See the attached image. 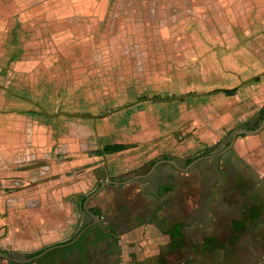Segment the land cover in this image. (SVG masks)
<instances>
[{
  "label": "rangeland",
  "instance_id": "374dc122",
  "mask_svg": "<svg viewBox=\"0 0 264 264\" xmlns=\"http://www.w3.org/2000/svg\"><path fill=\"white\" fill-rule=\"evenodd\" d=\"M80 1V5L75 3L74 15L66 16L61 24L44 26L39 33L34 28L25 29L21 23L7 25L5 34L9 38L0 47V96L4 98L0 103V140L7 141L15 129L25 130L31 125L50 129L53 137L70 126L95 129L102 123L109 124L117 134H128L139 128L133 122L123 125L132 107L110 113L112 110L136 100L183 96L155 104L163 108L160 112L165 119L160 120V136L132 141L116 134L130 150L113 155L105 167V178L120 183L105 185L86 201L99 223L85 228L72 244L49 250L46 253L50 258L36 264H264V207L253 218L239 203L249 202L248 184L244 183L248 175L240 173L236 162L222 165L231 157L223 153L199 158L185 168L184 159L188 165V159L202 155L212 145L192 137L190 120L180 116V107L199 106L200 102H193L190 95L207 92L210 86L201 84L222 83L220 71L202 73L196 65L200 49L209 42L199 19L190 17L180 27L177 23L184 14L171 15L167 7H162L155 18L151 12L142 16L145 9L132 4L134 1L97 0L96 6H86L88 0ZM215 28L214 22L210 29ZM13 96L15 103H7ZM58 110L76 115L46 116ZM109 113L107 123L101 117ZM233 131L222 134L207 154L221 150ZM84 141L90 147L103 143L95 136ZM167 147L172 151L167 157L178 159L183 174L186 172L187 184L179 188L192 189V198H196L192 209L177 205L160 213L156 210L159 201L127 195L123 186L135 175L145 173L148 162L158 161ZM152 151L155 155L148 158ZM0 153L4 156L8 151L0 147ZM2 156L0 190L7 191L16 170L22 169L23 165H17L23 159L12 161ZM127 156L133 158L123 161ZM144 158L147 161H142ZM113 159L119 166L112 170ZM31 163L35 161L28 159L26 165ZM97 174L101 176L102 172L97 170ZM104 181L90 184L82 199H72L75 222L79 223L71 227L66 241L92 222L83 204ZM242 186L246 189L235 194ZM172 196L168 198L172 200ZM258 198L262 200L264 195ZM0 206L7 207L5 199L0 200ZM238 219H242V227H234L233 221ZM176 221L181 222L183 244L172 249L167 231ZM0 264L11 263L0 257Z\"/></svg>",
  "mask_w": 264,
  "mask_h": 264
},
{
  "label": "crops",
  "instance_id": "0c3cea01",
  "mask_svg": "<svg viewBox=\"0 0 264 264\" xmlns=\"http://www.w3.org/2000/svg\"><path fill=\"white\" fill-rule=\"evenodd\" d=\"M128 1H134L132 4L137 7L141 5L145 9L142 16L146 12H151L157 18V13L162 10V7L169 8L168 13L171 15L183 13V19L179 20V24L177 23L180 27L184 26L190 17H196V20L200 21L201 31L209 42L204 43L205 45L200 49L201 57L196 65L199 64L198 68L202 73L220 71L222 83L201 84L210 86L205 92L208 94L201 92L190 95L193 102H200L199 106L192 105L189 109L180 107V116L190 120L188 131L192 133V137L206 145H214L221 139L222 134L232 129L258 126L264 114L262 110L264 108V0ZM79 2L81 1L0 0V47L4 40L9 38L5 34L9 31L8 24L21 23L25 29L34 28L35 33H39L44 26L61 24L66 16L74 15L75 3ZM87 2L86 6H96L97 0ZM166 11L163 10L162 13ZM214 22L216 28L210 29ZM216 88H234V92L226 94L223 91H212ZM176 97L169 100L160 98L136 100L128 103L129 105H124L125 107L120 106L117 110H112L110 113L132 107L123 125L133 122L139 128L128 134L126 132L117 134V131L115 132L109 124L102 123L95 129L70 126L68 129L59 130L57 136L53 137L50 129L31 125L25 130L18 129L21 133L15 129L9 137L7 135V141L6 138L0 140L3 152L8 151L4 156L0 153L2 159L6 157H10L12 161L23 159L18 165L16 164L17 167L21 165L23 167L17 169L15 176L10 179L8 190H0V200L5 199L7 205L5 208L0 206V219L3 221L0 223V250L23 260L35 255L33 252L37 250L66 241L65 239L70 236V233H67L71 227L79 223L75 222L76 212L72 199L78 196L80 200L82 196H85L90 184L106 180L107 163L112 161L113 155H122L130 148L106 154L99 150L107 144L123 143L116 134L132 141L135 139L144 141V138L160 136L159 124L160 120L164 119L160 110L163 108L155 104L180 98ZM14 98L13 96L7 103H15L16 98L15 100ZM2 99L4 100L0 96V103ZM51 113L46 116L76 115L59 110ZM110 113L101 117L107 119V123ZM88 136H95L97 140H103V143L90 147L89 143L84 141V138ZM109 136L114 139L108 140ZM155 153L152 151L147 157L151 158ZM225 153L222 155H231V157H228V161L222 165L228 167V164L236 162L235 165L240 173H243V176L248 175L244 183L248 184L249 202H239L240 206L249 213L254 211L258 217L262 213L260 209L264 207V199L258 198L259 195H264V128L256 134L237 136L232 150ZM167 154H172L169 147L165 148L160 159L168 158ZM38 157H40L39 160H33ZM131 158L133 157L127 156L122 160ZM28 159L35 163L26 165ZM169 159L179 164L178 159ZM185 160V168H187ZM39 161L40 164L37 163ZM142 161L147 160L144 158ZM117 162L116 159L113 161L112 170L119 166ZM153 163L154 161H149L148 169L141 174H146ZM216 163L219 162L216 161ZM240 166L243 168L239 169ZM226 167L222 166V169ZM183 169L182 166L178 168L167 162L158 163L149 174L144 176L137 174L134 179L131 178L133 179L131 182L125 181L123 186L128 191L127 195L132 193L149 201H159L156 210L160 213L177 205L180 208L185 206V209L189 210L196 198H192V189L186 191L179 188L184 182L187 184L188 177L185 171L183 174ZM97 170L102 172L101 176H98ZM112 185L114 184L109 186ZM241 188H238L235 194L240 195L246 186ZM171 195L174 200L168 198ZM182 198L184 203H181ZM227 203L231 204L229 201ZM4 214L6 216L2 217L1 215ZM233 223L234 227L243 226L242 219L235 220ZM50 256L45 253L34 260L20 262L0 257L11 264H36L42 258H50Z\"/></svg>",
  "mask_w": 264,
  "mask_h": 264
},
{
  "label": "water",
  "instance_id": "95a60500",
  "mask_svg": "<svg viewBox=\"0 0 264 264\" xmlns=\"http://www.w3.org/2000/svg\"><path fill=\"white\" fill-rule=\"evenodd\" d=\"M180 96L176 97V98H179ZM166 100H169L166 99ZM125 105H129V104H125ZM118 108L114 109V110H117ZM264 128V114H263V117L262 119L260 120V123L258 124V126H256L255 128H237L235 129L231 136H230V139L227 143V145H225L221 150L217 151V152H213V153H210V154H206V155H202V156H198L196 158H194L193 160L190 161V163L187 165L189 166L190 164H192V162L196 161L197 159L199 158H204V157H214V156H218L222 153H224L225 151H228V150H232L233 148V143H234V140L237 136L239 135H243V134H256L258 133L259 131H261L262 129ZM163 162H167V163H170L171 165L175 166V167H178L180 168L179 164L173 160V159H169V158H162L158 161H155L151 166H150V169L149 171L146 173V174H141L142 176L144 175H147L149 174L154 166L158 163H163ZM114 183H120V181H114L112 179H107L105 180L103 183H101L95 190H93L85 199V202L83 204V207L84 209L86 210V212H88V214H90V216L92 217V222H90L88 225L84 226V228H82L73 238H71L70 240H67V241H64V242H60V243H57V244H53V245H50L48 247H45L43 248L40 252H38L37 254L27 258V259H17V258H14L13 256H10L9 254L3 252L2 250H0V256L8 259V260H12V261H16V262H20V261H31V260H34L38 257H40L41 255L45 254L46 252H48L49 250L53 249V248H56V247H63V246H67V245H70L72 244L73 242H75L79 236L81 235V233L83 232V230H85V228H87L88 226H91L92 224H96V223H99V218L97 216H95L94 214H92L89 209L87 208L86 206V201L88 199H90L92 196H94L96 193H98V191L100 189H102L105 185H108V184H114Z\"/></svg>",
  "mask_w": 264,
  "mask_h": 264
},
{
  "label": "trees",
  "instance_id": "16d2710c",
  "mask_svg": "<svg viewBox=\"0 0 264 264\" xmlns=\"http://www.w3.org/2000/svg\"><path fill=\"white\" fill-rule=\"evenodd\" d=\"M212 91H223L224 93L226 94H231L234 92V88H216V89H213ZM262 110L264 111V108H262ZM228 143V142H227ZM226 143V144H227ZM215 145H212L208 148L205 149V151L203 152V154H206V153H209L211 152L213 149H214ZM125 148L124 144L122 143H114V144H107V145H104L100 150L99 152H105V153H110V152H114V151H118V150H121ZM192 159L188 160V163L191 161ZM84 196H82L83 198ZM81 198V199H82ZM251 214V217L255 218L256 217V214L253 212H250ZM180 227H181V222H174L171 227L168 229V236H169V244H170V247L172 249H175V248H178V247H181L182 246V242H181V230H180ZM40 250H37L35 252H33V254H36L38 252H40Z\"/></svg>",
  "mask_w": 264,
  "mask_h": 264
},
{
  "label": "flooded vegetation",
  "instance_id": "af4514ba",
  "mask_svg": "<svg viewBox=\"0 0 264 264\" xmlns=\"http://www.w3.org/2000/svg\"><path fill=\"white\" fill-rule=\"evenodd\" d=\"M207 154V153H206ZM206 154H202V155H206ZM202 155H200V156H202ZM93 225H95V224H92L91 226H93Z\"/></svg>",
  "mask_w": 264,
  "mask_h": 264
}]
</instances>
